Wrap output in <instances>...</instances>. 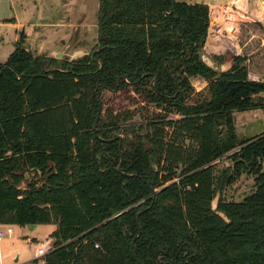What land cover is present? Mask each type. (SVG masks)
I'll list each match as a JSON object with an SVG mask.
<instances>
[{"label":"trees","instance_id":"16d2710c","mask_svg":"<svg viewBox=\"0 0 264 264\" xmlns=\"http://www.w3.org/2000/svg\"><path fill=\"white\" fill-rule=\"evenodd\" d=\"M99 1L91 53L36 55L22 33L0 65V225L56 226L32 264H264V133L239 140L234 117L264 107V82L247 57L225 73L203 63L208 5ZM196 77L208 95L189 104ZM104 92H133L165 116L102 114ZM221 159L232 166L217 177ZM245 173L255 192L214 211Z\"/></svg>","mask_w":264,"mask_h":264},{"label":"rangeland","instance_id":"374dc122","mask_svg":"<svg viewBox=\"0 0 264 264\" xmlns=\"http://www.w3.org/2000/svg\"><path fill=\"white\" fill-rule=\"evenodd\" d=\"M99 5V0H0V65L9 60L22 33L27 38L26 49L36 55L54 58L60 54L58 60L63 61L78 57L80 53H91L97 44ZM217 27L218 24L209 33L204 51L209 52L210 57L218 59L219 64L226 63L228 53L233 55L232 58L242 56L252 59L245 63L249 68L250 79L264 82V30L260 31L258 38L250 42L251 36H247L245 30L251 26L243 19L227 20L226 33L222 32V28L217 30ZM234 42L241 46L249 43L246 49L250 48L254 53L249 57L246 56L251 54L249 51H244V54L238 52ZM190 81L194 91L188 103L192 104L208 95V83L199 77ZM256 99L264 103V95ZM108 109H112L115 115L131 113V123L137 125L157 121L165 116L159 107L144 102L133 92H104L102 114ZM167 117L168 120L179 118L173 114ZM234 117L239 140L264 133V107L235 112ZM167 131L171 135L170 129ZM231 166L230 160H219L215 166V175L219 177L226 167ZM255 190V177L245 173L235 184L225 186L219 191L220 202H242ZM10 226L15 233L11 240L6 238L0 241V256L12 264H28L36 258L37 244L52 240L50 236L56 229L54 225H39L36 229H32V226ZM52 245L53 241L50 242L51 247Z\"/></svg>","mask_w":264,"mask_h":264},{"label":"crops","instance_id":"0c3cea01","mask_svg":"<svg viewBox=\"0 0 264 264\" xmlns=\"http://www.w3.org/2000/svg\"><path fill=\"white\" fill-rule=\"evenodd\" d=\"M177 2L181 3H187V4H202V5H208L211 10V26H210V32L212 28L216 27V24H218L217 30L219 28H222V32H225L226 30V21L228 20H244L245 23L247 22V25L251 26L248 27L245 32H247V36H251L250 42H252L254 39L258 38L259 35H261L260 31L264 30V0H176ZM216 30V32H218ZM226 33V32H225ZM237 44V45H236ZM249 43L244 44L243 46L239 45L238 42H234V47L238 52L243 53L244 51H249L251 54L246 56H252L254 53L250 48L246 49L248 47ZM54 54V53H52ZM51 54V55H52ZM56 54V53H55ZM209 56V52H207ZM233 56L231 53H228V56ZM240 55V54H239ZM52 57V56H48ZM252 59H249V62ZM10 225H0L1 231H5ZM55 226V225H54ZM4 227H7L6 229H3ZM21 227V226H20ZM28 227V226H25ZM24 227V228H25ZM38 226H32V229H36ZM56 227V226H55ZM56 230V229H55ZM54 230V231H55ZM13 233L10 235H6L3 239L0 241L8 238V240H11V238L14 235ZM53 240H47L45 243H39L37 244V257L33 258L31 261L28 262V264H32L35 260L41 259L38 257V249L48 242L50 243ZM18 261V260H17ZM16 261V262H17ZM0 264H12L9 263L7 260H4L2 256H0Z\"/></svg>","mask_w":264,"mask_h":264},{"label":"water","instance_id":"95a60500","mask_svg":"<svg viewBox=\"0 0 264 264\" xmlns=\"http://www.w3.org/2000/svg\"><path fill=\"white\" fill-rule=\"evenodd\" d=\"M59 55L60 54L55 55L54 59L58 60ZM83 56H85V54L84 53H80L78 57L71 58V60H68V61L71 62V61H74V59H78V58L83 57ZM200 57H201V60L203 61V63L206 66H208L209 68H211L212 70H214L216 72H221V73L228 72L232 68V65H233L232 57L230 55L228 56L227 61L224 64H219L218 62H216L205 51H203L201 53ZM99 102H100V113H101L102 112V103H101V101H99ZM98 121H99V116H98V119H97V121H96V123L94 125V131H96V129H97ZM118 139L122 140V137L119 136ZM114 140H116V139H114ZM120 151H121V148H120ZM118 170L121 171V165L119 166ZM219 196H220V194L218 193L216 199L213 202V210L214 211L218 207ZM221 216H223V215H221ZM125 234H126L127 238L130 237V234L128 233V231H125Z\"/></svg>","mask_w":264,"mask_h":264},{"label":"built area","instance_id":"2783aa9c","mask_svg":"<svg viewBox=\"0 0 264 264\" xmlns=\"http://www.w3.org/2000/svg\"><path fill=\"white\" fill-rule=\"evenodd\" d=\"M12 233H13V229L10 226L5 231L0 232V240L3 239L6 235H10ZM96 247H98V245ZM50 250H51V246L50 243L48 242L47 244H45L44 246L38 249V256L40 258L45 257L50 252Z\"/></svg>","mask_w":264,"mask_h":264}]
</instances>
